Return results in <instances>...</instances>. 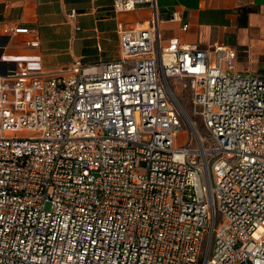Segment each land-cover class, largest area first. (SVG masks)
Listing matches in <instances>:
<instances>
[{
  "label": "built area",
  "instance_id": "2783aa9c",
  "mask_svg": "<svg viewBox=\"0 0 264 264\" xmlns=\"http://www.w3.org/2000/svg\"><path fill=\"white\" fill-rule=\"evenodd\" d=\"M142 5L116 59L0 76V264H264V74L112 2Z\"/></svg>",
  "mask_w": 264,
  "mask_h": 264
},
{
  "label": "crops",
  "instance_id": "0c3cea01",
  "mask_svg": "<svg viewBox=\"0 0 264 264\" xmlns=\"http://www.w3.org/2000/svg\"><path fill=\"white\" fill-rule=\"evenodd\" d=\"M113 0H0V26L29 32L0 36V76L18 64L43 73L81 58L90 64L118 57V29L152 19L148 5L116 12ZM163 40L185 45L226 44L236 49L235 67L264 74V0H155ZM71 10L75 15L70 18ZM173 14L177 18H173ZM188 22L187 31L181 25ZM38 39V46L27 41Z\"/></svg>",
  "mask_w": 264,
  "mask_h": 264
},
{
  "label": "rangeland",
  "instance_id": "374dc122",
  "mask_svg": "<svg viewBox=\"0 0 264 264\" xmlns=\"http://www.w3.org/2000/svg\"><path fill=\"white\" fill-rule=\"evenodd\" d=\"M166 42H167V40L164 39V40H163V43H166ZM186 93H187V92L182 93V95H181V100H182V103H183V104L186 106V108L188 109V108H189V107H188V104H189V98H188V96H187ZM192 116H193L194 120L196 121L198 128H199L200 130H202L203 127H202L201 118H200L199 116H197V115H192ZM177 140H178V144H184V143L188 140V132H187V128H186V127H184L183 131H181V132L178 134V136H177ZM201 260H202V257H199V258H198V261H197L196 264H200Z\"/></svg>",
  "mask_w": 264,
  "mask_h": 264
}]
</instances>
